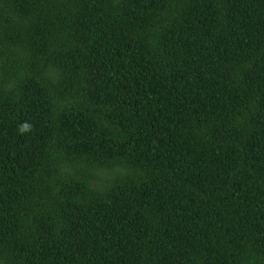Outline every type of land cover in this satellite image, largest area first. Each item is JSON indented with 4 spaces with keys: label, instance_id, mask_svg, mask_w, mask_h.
Instances as JSON below:
<instances>
[{
    "label": "trees",
    "instance_id": "trees-1",
    "mask_svg": "<svg viewBox=\"0 0 264 264\" xmlns=\"http://www.w3.org/2000/svg\"><path fill=\"white\" fill-rule=\"evenodd\" d=\"M0 264H264V0H0Z\"/></svg>",
    "mask_w": 264,
    "mask_h": 264
},
{
    "label": "clouds",
    "instance_id": "clouds-1",
    "mask_svg": "<svg viewBox=\"0 0 264 264\" xmlns=\"http://www.w3.org/2000/svg\"><path fill=\"white\" fill-rule=\"evenodd\" d=\"M30 128V125L27 124V122H25V124L22 126L23 130H28Z\"/></svg>",
    "mask_w": 264,
    "mask_h": 264
}]
</instances>
